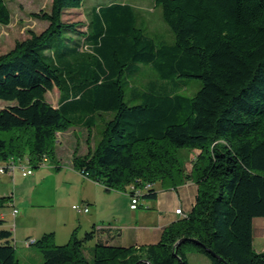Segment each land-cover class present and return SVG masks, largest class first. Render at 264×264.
Returning a JSON list of instances; mask_svg holds the SVG:
<instances>
[{"label":"trees","instance_id":"trees-1","mask_svg":"<svg viewBox=\"0 0 264 264\" xmlns=\"http://www.w3.org/2000/svg\"><path fill=\"white\" fill-rule=\"evenodd\" d=\"M81 3L52 0L50 11L38 14L46 27L0 54V100L11 103L0 109V161L26 156L36 168L43 155L55 159L58 131L91 129L96 111L113 112L94 146L73 155L74 169L106 189L132 185L140 198L186 181L198 191L157 243L96 240L89 248L93 227L57 245L47 232L33 243L38 264H190L189 253L210 264H264V248L253 247V219L264 217V0H155L173 33L172 44L158 45L137 27L128 4L92 11L83 27L62 19L64 9ZM10 19L0 0V25ZM131 64H149L177 87L185 86L182 78L201 86L190 98L132 91L128 104L123 80ZM54 87L56 105L46 100ZM194 149L199 154L187 170L178 151ZM0 264H21L5 228Z\"/></svg>","mask_w":264,"mask_h":264},{"label":"crops","instance_id":"crops-1","mask_svg":"<svg viewBox=\"0 0 264 264\" xmlns=\"http://www.w3.org/2000/svg\"><path fill=\"white\" fill-rule=\"evenodd\" d=\"M86 130L89 131L87 128ZM56 147L58 148V141ZM54 160L55 173L49 170L37 172L33 170L31 174L23 176L19 168H16L12 174L0 172V197H9V201L2 202L0 206L8 204L13 206L8 213L4 210L0 211V219L3 220L0 228L11 232L19 228L23 231L25 240L26 238L37 240L43 233L53 232L55 243L58 242L56 240L59 237V244H63L61 242H67L73 230L82 237L95 227L97 232L95 239L88 244L89 248L96 240L119 246L154 244L160 240L164 228L182 217L183 213L190 211L198 191V186L193 181H186L174 189L156 188L157 194L154 198H141L139 208L142 209L138 207L132 209L131 201L125 196L126 194L118 190L106 189L85 177L74 169L72 161L63 162L60 153H56ZM3 163L0 161V166ZM17 176L23 177L22 180L17 181ZM78 182H80L79 186ZM61 198L72 200L68 201L73 202L72 205H87L88 211L78 212L73 209L78 216L76 218L64 215L61 211L63 210ZM42 203L57 206L60 212L53 213V217L48 219L42 217L32 208ZM14 207L17 209L15 215L12 213ZM176 208H181L183 213H175ZM6 221L12 226H8ZM256 221L264 223V217L253 219V239L264 237V233L254 234ZM106 226L108 228H105ZM29 246H25V249L28 250ZM16 250L17 247L15 253L21 264H38L41 261L36 252L26 251L18 254Z\"/></svg>","mask_w":264,"mask_h":264},{"label":"rangeland","instance_id":"rangeland-1","mask_svg":"<svg viewBox=\"0 0 264 264\" xmlns=\"http://www.w3.org/2000/svg\"><path fill=\"white\" fill-rule=\"evenodd\" d=\"M6 3L11 13V19L9 24L0 25V54L9 51L14 46L16 41L26 38L29 34V31H35L38 33L43 30L46 27L47 22L42 20L38 14L42 11L49 12L52 6V0H6ZM111 3L128 4L134 13L137 27L149 35L155 41L156 45L161 43H173V33L171 32L168 25L163 21L161 8L160 6L156 5L155 0H82L80 7L64 9L62 13V19L69 22H78L79 27H83V25L88 20V15H90L92 11H97L100 7H105ZM63 35L66 36V33H63ZM125 74L127 77L125 76L123 80L124 90L126 92L124 100L128 104L132 103L128 100L129 93L132 91L149 90L150 92L153 91L157 93H178L190 98L201 86L200 80L196 78L180 79L179 81H182L181 83L185 86L179 85V87L175 86L173 81L165 82L159 79L155 70L149 64H131L127 67ZM58 96L59 92L57 88L54 87L52 90L46 93V100L49 103L55 105ZM9 104L11 103L0 100V109L6 107ZM112 117L113 112L96 111L92 117L93 126L88 132L86 128L82 127L80 124H74L64 131H58L56 133V146L58 141L56 153H60L61 160L65 163H68L72 161L74 154H85L88 149L92 148L94 143L100 139L104 127V121H107ZM71 118L74 121L76 120V118L72 116ZM198 154L199 152L196 149L191 151H178V156L183 160L187 170L192 168L194 164V158ZM26 159V156L22 158V163L25 164V169L30 168L32 171L34 170V172L40 170H49L54 173L56 172V169L53 168V162L55 160H50L49 157L47 162H45L43 165L38 164V167L36 168H33L30 164L28 165ZM3 165H5V162ZM21 178L23 177L17 176L16 180L21 181ZM77 185L79 186L80 182H78ZM11 190H13V188ZM30 192L31 189L29 190V193ZM119 192L126 194L125 196L129 197L130 199L128 187H126L125 193H123V191ZM68 201L72 200L61 198V209H63L61 211L64 213V215L67 214L75 218L78 217L77 214H75V211L71 208L73 202ZM29 202H31L30 198ZM140 202H142L141 198L139 199V203ZM139 203L137 207L138 209H142L139 208ZM12 207L13 206L9 204L3 205L0 206V211L4 210L8 213ZM32 208L34 212L47 219L49 217H53V213L56 214L60 212V209H58L57 206H52L49 203H42ZM29 210L30 209H28V211ZM6 224L8 225L7 221ZM8 226L11 227L12 224ZM263 233L264 223H262V221H256L254 223V234L262 235ZM12 234L14 237V247H17L18 250L16 251L18 254L26 251H33L40 256V253L33 244L29 246V251L25 249V246L27 245L25 244V235L21 229H13ZM56 241L58 242L55 244H59V237ZM10 243L12 244V242ZM253 245L256 251H262L264 248V237H254ZM87 259L90 261L91 256L87 255ZM188 261L190 264H210L209 259L200 253H189Z\"/></svg>","mask_w":264,"mask_h":264},{"label":"built area","instance_id":"built-area-1","mask_svg":"<svg viewBox=\"0 0 264 264\" xmlns=\"http://www.w3.org/2000/svg\"><path fill=\"white\" fill-rule=\"evenodd\" d=\"M26 161L28 162V160L26 159ZM48 161V156L46 155H43L42 156V159L39 161V165H43L45 162ZM29 165V163H28ZM16 168H19L21 169V173L23 176L25 175H29L32 173V170L30 168L28 169H25V164L22 163V159H19V158H10L8 160V162H5V165L3 166H0V172H8L9 174H12L13 171L16 169ZM149 185L145 184L144 188L145 187H148ZM130 191V190H128ZM133 191V194L129 193V196H130V208L134 209L138 206V203H139V199H140V191L139 189H134L132 190ZM72 209H74L75 211H81V212H87L88 211V206L87 205H82V204H74L72 205ZM12 213L13 215H15L17 213V209L13 208L12 210ZM175 213L177 214H182V210L181 208H176L175 209ZM34 243V239H27L25 241V244L27 246L31 245Z\"/></svg>","mask_w":264,"mask_h":264},{"label":"water","instance_id":"water-1","mask_svg":"<svg viewBox=\"0 0 264 264\" xmlns=\"http://www.w3.org/2000/svg\"><path fill=\"white\" fill-rule=\"evenodd\" d=\"M184 240H185L184 238H181V239H179V240L176 242V244L181 243V242H183Z\"/></svg>","mask_w":264,"mask_h":264},{"label":"bare ground","instance_id":"bare-ground-1","mask_svg":"<svg viewBox=\"0 0 264 264\" xmlns=\"http://www.w3.org/2000/svg\"><path fill=\"white\" fill-rule=\"evenodd\" d=\"M148 185V184H147ZM129 189L130 190H134V189H137V188H135V187H133L132 185L131 186H129Z\"/></svg>","mask_w":264,"mask_h":264}]
</instances>
